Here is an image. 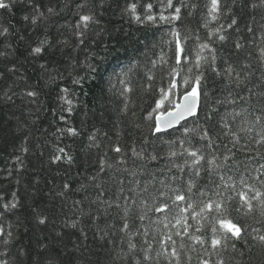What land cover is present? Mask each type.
<instances>
[{"label":"trees","instance_id":"1","mask_svg":"<svg viewBox=\"0 0 264 264\" xmlns=\"http://www.w3.org/2000/svg\"><path fill=\"white\" fill-rule=\"evenodd\" d=\"M4 2L9 7L0 8V261L167 264L164 257L157 261L156 251L160 249L159 241L171 233L178 249L181 243L185 245L180 250V264H188L186 253L192 256L191 264H198L204 249L196 243L193 252V241L188 236L175 235L174 218L179 208L165 214L147 212L141 221L139 216L146 211L141 201L147 199L151 205L148 193L159 189L160 181L170 182L174 175H183L186 180L191 175L187 168L186 174H181L172 167L185 160L190 163L191 158L185 154L169 160V141H177L172 145L177 151H182L178 141L184 140L185 147L201 149L206 156H220L225 145L232 147L231 138L223 135L221 117L242 109L249 113V121L254 120L252 114H261L264 101L253 98L244 103L238 97L248 98L249 89L264 92V58L260 53L264 48V0H221L216 21L207 15L209 0H172V7L168 0ZM133 4L135 13L129 7ZM192 4L197 7L193 9ZM176 7L181 8L179 19H159L161 15L172 17ZM89 13L94 21L87 29H78L80 15ZM136 15L143 22H138ZM148 15L156 17L155 22L146 20ZM233 19L236 24L228 28ZM220 26L224 41L209 35ZM81 30L83 36L78 35ZM174 31L180 33L189 57H195L200 43H208L215 49L218 68L231 64L242 78L245 72L251 75L237 87L235 83L228 85L205 65L202 91L207 96H200L198 116L153 135L155 116L174 106L163 100L156 109L161 89L167 90L175 79L177 87L170 99L178 101L190 90L183 79L195 75L187 72L191 62L184 65L180 75H170L175 67ZM237 42L243 47L237 49ZM36 47L42 48L41 53L32 51ZM162 54L167 63L160 62ZM203 54L211 55L207 49ZM152 61H157L155 66ZM125 85L130 86V92H124ZM30 91L37 95L28 96ZM229 92L236 103L217 104L228 98ZM228 122L233 131L245 127L242 117L233 121L228 116ZM204 127L213 136L214 149H208L207 142L199 139L198 133ZM185 128L196 131L185 134ZM262 130L264 121L251 132L239 133L241 144L252 145L261 156L257 157L255 151L233 149L235 156L228 162L226 175L233 177L237 188L243 176L264 192V185L251 179L256 175L254 169L264 164V145L252 144ZM117 145L120 153L113 151ZM133 148L143 156H134ZM153 154L159 159L151 160ZM121 159L125 163H118ZM102 161L104 171L100 170ZM212 179H217L215 174ZM196 180L194 192L202 187L209 191L213 188L207 171ZM172 183L183 187L180 181ZM145 185L148 193L140 191ZM235 206L234 202L231 214L241 225H248L247 233L243 239L233 241L235 249L230 245L218 249L212 256L213 264L218 256L225 264H264V243L252 239L264 235V215L258 207L242 215L235 212ZM164 215L170 221L168 228L160 222ZM41 219L45 222L40 223ZM125 219L129 223L127 232L121 231ZM188 223L192 225L190 234L211 235L207 222H202L205 226L200 232L195 231V220L189 219ZM144 229L153 243V259L149 261L143 258ZM137 231L141 234L132 237L136 249L130 252L128 236Z\"/></svg>","mask_w":264,"mask_h":264},{"label":"snow or ice","instance_id":"2","mask_svg":"<svg viewBox=\"0 0 264 264\" xmlns=\"http://www.w3.org/2000/svg\"><path fill=\"white\" fill-rule=\"evenodd\" d=\"M168 6L172 7V0H168ZM8 4L4 2V0H0V8H7ZM83 7V5H81ZM130 10L135 13V5H130ZM151 9V5L147 6ZM191 7L195 9L197 5L192 4ZM208 11L207 15L210 17L212 21H216L219 18L221 13V0H209V4L206 5ZM49 12H52L53 9L49 8ZM181 8H175V14L172 17H165L161 15L159 17L160 20H176L179 19ZM191 14V13H190ZM43 15V13H40ZM134 18L138 22L141 21V18L136 15ZM28 19V17H25ZM33 22H35L36 17L34 16ZM95 19L94 15L83 14L80 15L79 21L77 22L78 29H87L88 24L93 22ZM146 20L155 22L156 17L152 15L146 16ZM236 20L233 19L231 24L227 25L228 28H231L236 24ZM207 27V23L204 25ZM223 26L215 29L213 32H210L209 35H217L220 41H224L226 36L222 34ZM6 32L7 29H4ZM249 32L252 31L251 28L248 29ZM84 32L81 30L78 35L83 36ZM172 35L175 38V67L172 68L170 75L173 77L180 75V73L184 70V65L186 63L191 62L192 67L187 69L188 73H195L194 76L185 77L183 79V83L188 85L190 90H186L181 97L180 101H173L170 99V95H174L173 90L177 87L175 79H173L167 90L161 89L162 97L161 100L157 101L156 109H159L163 100H169V103L174 104V108L172 111H168L166 113V119H161L160 116L156 117L155 126L152 129L153 135L157 133H161L166 131L167 129L173 128L175 125L180 124L182 120H186L188 117L196 118L198 116V108H199V98L201 95L207 96L206 92H203L202 89L204 87L205 82V65L210 67V70L215 73L218 77H223L228 85L233 83L239 87L245 79H247L251 73H244L243 78L241 77V72L236 71V69L229 64L226 68L220 69L216 66V55L215 49L210 48L208 43H200L198 45V51L195 54L194 58L189 57L184 47L182 46L180 33L174 31ZM185 40L187 37L184 38ZM199 40V37H197ZM235 47L240 49L243 47L239 42L236 43ZM207 49L211 55L210 57L204 55V50ZM34 53H41L42 48L36 47L32 50ZM261 57L264 58V48L260 49ZM161 63H167L163 54L160 57ZM157 61H152L153 66H155ZM152 79V76L148 77ZM123 83V81H121ZM66 91V90H65ZM131 88L128 85H125L124 92H130ZM249 91L248 98L243 96L238 97L240 101L244 103H249L253 98H257L258 102L264 101V92L256 93L251 89ZM28 96L37 95L36 92L30 91L27 93ZM123 95V93H122ZM232 93L229 92L228 98H225L223 101H217V104L221 103H230L235 104L236 99H232ZM11 99V97H8ZM69 105H71V101H66ZM126 107V105H125ZM156 109H153L155 111ZM71 108H69V111ZM215 111V109H213ZM259 115H254V120L249 121L248 115L249 113L246 110H241L239 112H233L230 114H226V116L221 117L220 125L223 129V135L225 137H230V142L232 144L231 148H228L227 145L224 146L225 152L220 156H217L213 153H210L208 156L204 154L201 149H193L190 147H185L186 141L180 140L178 141L182 151H177L172 145H175L177 141H169L170 150L167 153V157L169 160H173L177 156L187 155L191 158L189 163L188 160H185L183 164H175L173 163L172 167L176 168L177 171L181 174H186V168L191 172V175L185 180L183 175H174L170 177V182L160 181L161 187L157 189L154 193H148V187L145 185L144 188L140 189L143 193H148L151 199V205H149L148 200H142V206L146 209L145 213L139 216L141 221H144L147 216V212H156L165 214L170 212L173 208H179L178 215L174 218L175 224L173 227L177 228L175 232L176 236L184 237L188 236L189 239L193 241L192 251L195 252V244L198 243L201 248L204 249L203 253L198 257V264H213L212 256L217 255L218 249H226L229 245L235 249V243L233 241L243 239L244 235L247 233L248 225H241L236 218L232 216V204L235 202V212L247 215L253 212L257 207L261 210L260 214L264 215V192H261L259 188L255 187L254 184L248 183V181L241 176L239 184L240 188H237L236 181L233 180V177L230 175H226V172L230 170L229 161L233 159L235 156V152L233 149L237 150H245V151H255L256 156L260 157L261 153L256 150L252 145L249 144H241V136L240 132H251L252 128L256 125L261 124L264 121V106L260 108ZM228 116L231 117L233 121H235L238 117L243 118V123L245 127L240 128L239 131L232 130V124L228 122ZM149 118H151V113L149 114ZM70 132L75 134L74 129H69ZM196 131L195 129L185 128V134H190L191 132ZM258 139H254L253 145H264V130L257 133ZM199 139L201 141H206L208 149H214L215 141L213 136L209 130V128L204 127L198 133ZM91 139H94L92 137ZM62 151V150H61ZM113 151L120 153L121 148L117 145ZM133 155L142 157V152H137L135 148H133ZM151 160L159 159V156L153 154L150 155ZM248 159H252L249 157ZM118 163H125L123 159L118 161ZM207 164V168L204 167V164ZM108 168H111L112 165H106ZM105 163L102 161L101 171H104ZM223 170V171H222ZM171 171V169H169ZM203 171H207L209 174V182L213 185V188L209 191L206 188H200L198 192H194V189L197 188V180L201 176ZM256 175L251 176V179L255 182L264 185V164H260L259 167L254 169ZM213 174H215L217 179H212ZM135 175V173H133ZM182 182L183 187L173 186L172 182ZM67 187V185H65ZM120 192H123L124 189L120 188ZM250 193H254V195H250ZM194 196H198L200 199L197 201L194 199ZM126 199H128L126 197ZM253 201L256 202L254 205ZM133 204H135V200L133 199ZM13 207L15 205H12ZM7 208L8 205H5ZM198 209V210H197ZM128 215V210H125V217ZM192 219L197 222V227L195 229L196 232H200L201 229L204 228V223L210 226L211 235L209 237H204L202 235L190 234L189 229L192 227L191 224L188 223V220ZM43 219L40 220V223H44ZM164 224L165 228L169 227L170 221L166 215L163 216V219L160 221ZM129 229V223L127 219L124 220L123 227L121 231L127 232ZM182 229V231L180 230ZM254 232H258V229H253ZM3 229H0V234H2ZM139 231L136 233H130L128 236V249L129 251H133L136 249V244L133 242L132 237L135 235H140ZM10 235V233H9ZM144 237V245L145 247L142 249L144 252V260L149 261L152 260L153 257L150 253L153 251V243L148 239V230L144 229L143 232ZM253 240H259L264 243V235H257L252 237ZM7 243V241H5ZM160 249L156 251V259L159 260L160 257H164L167 260V264H180V250L185 248V245L181 243L179 245V249L177 248V242L173 239V235L171 233L167 234L162 240L159 241ZM207 245V247H205ZM187 262L191 264L192 256L187 254ZM207 257V258H205ZM0 264H5L4 261H0ZM139 264V261H137ZM214 264H225V261L222 257H217Z\"/></svg>","mask_w":264,"mask_h":264},{"label":"water","instance_id":"3","mask_svg":"<svg viewBox=\"0 0 264 264\" xmlns=\"http://www.w3.org/2000/svg\"><path fill=\"white\" fill-rule=\"evenodd\" d=\"M180 99H181V98H180ZM179 101H180V100H179ZM172 110H173V109H171V110H169V111H172ZM167 112H168V111H167ZM167 112H165L164 114H161V115H157V116H160V118H161L162 120H163V119H166V118H167V117H166V113H167ZM157 116H156V117H157ZM189 118H191V117H188L187 119H189ZM187 119H186V120H187ZM155 120H156V118H155ZM183 121H185V120H182L181 122H183ZM181 122H180V123H181ZM178 125H179V124L175 125L174 127H176V126H178ZM167 130H168V129H167Z\"/></svg>","mask_w":264,"mask_h":264}]
</instances>
